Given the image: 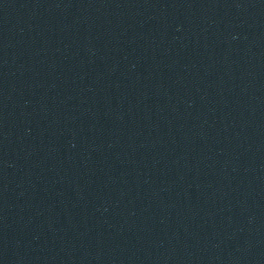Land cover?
<instances>
[{
  "label": "water",
  "instance_id": "water-1",
  "mask_svg": "<svg viewBox=\"0 0 264 264\" xmlns=\"http://www.w3.org/2000/svg\"><path fill=\"white\" fill-rule=\"evenodd\" d=\"M0 264H86L52 211L1 146Z\"/></svg>",
  "mask_w": 264,
  "mask_h": 264
}]
</instances>
